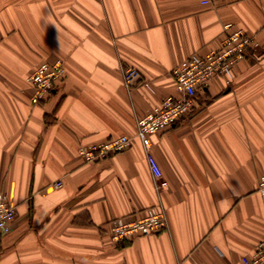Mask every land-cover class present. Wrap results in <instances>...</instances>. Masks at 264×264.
I'll list each match as a JSON object with an SVG mask.
<instances>
[{"label":"crops","instance_id":"obj_1","mask_svg":"<svg viewBox=\"0 0 264 264\" xmlns=\"http://www.w3.org/2000/svg\"><path fill=\"white\" fill-rule=\"evenodd\" d=\"M233 24L257 50L213 77L190 117L151 135L157 191L137 121L178 96L172 69L220 48ZM65 62L38 105L29 75ZM135 68L153 88L128 87ZM127 135L99 163L82 145ZM264 0H0V194L16 207L0 264H234L264 239ZM61 182L58 188L55 183ZM163 208L168 228L113 243L107 223Z\"/></svg>","mask_w":264,"mask_h":264},{"label":"built area","instance_id":"obj_2","mask_svg":"<svg viewBox=\"0 0 264 264\" xmlns=\"http://www.w3.org/2000/svg\"><path fill=\"white\" fill-rule=\"evenodd\" d=\"M201 5H210L212 0H198ZM260 43L256 37L243 29L229 23L224 25L220 48L205 55L193 54L176 65L172 77L178 96H169L154 107L150 113L137 121L136 138L142 143L153 176L157 191L167 189V183L162 172L150 153L151 135L163 132L191 116L194 108V98L203 91L210 80L216 76L232 77L233 66L244 60L250 50H257ZM65 62L58 59L52 63L42 62L27 78L31 89L30 101L33 105L44 102L56 85L62 83L65 77ZM125 84L135 86L138 82L153 91L150 82L143 81L142 75L133 67L123 72ZM132 138L127 135L111 138L102 143L82 145L77 151L78 158L84 163H99L113 155L126 151ZM61 182L55 183L58 188ZM257 192L264 196V176L258 179ZM17 218L16 207L5 194H0V242L13 230ZM168 228V218L165 210L159 206L146 208L140 215L119 217L107 223L110 240L119 244L141 236L160 233ZM234 264H264V239L250 256H244L239 263Z\"/></svg>","mask_w":264,"mask_h":264}]
</instances>
